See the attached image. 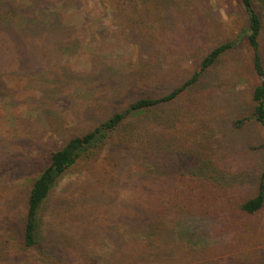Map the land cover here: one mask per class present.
<instances>
[{
  "label": "rangeland",
  "instance_id": "374dc122",
  "mask_svg": "<svg viewBox=\"0 0 264 264\" xmlns=\"http://www.w3.org/2000/svg\"><path fill=\"white\" fill-rule=\"evenodd\" d=\"M140 7L135 25L120 0H0V264H264V207H240L264 168L261 127L238 122L251 116L260 80L243 39L157 121L132 117L171 144L142 151L124 130L111 134L46 198L44 253L23 246L29 190L52 149L138 97L180 85L247 23L238 0ZM152 178L173 186L151 190ZM201 179L209 186L203 202L189 186ZM162 190L155 218L150 193Z\"/></svg>",
  "mask_w": 264,
  "mask_h": 264
},
{
  "label": "trees",
  "instance_id": "16d2710c",
  "mask_svg": "<svg viewBox=\"0 0 264 264\" xmlns=\"http://www.w3.org/2000/svg\"><path fill=\"white\" fill-rule=\"evenodd\" d=\"M142 0H120L121 4L129 6L128 10L133 19L132 23L137 25V19L133 17L137 14L144 15L145 9L140 7ZM146 0H144L145 2ZM241 4L243 11L246 15V26L236 39L222 41L209 49L203 57L198 61L193 73L184 80L180 85L173 87L165 94L148 95L138 97L132 101L126 108L114 112L109 118L101 121L92 129L83 134L74 135L70 137L65 143L50 151V158L47 166L41 173L34 179L29 190L27 209L23 223V246L25 248H37L44 253L46 246L40 245L39 239V226H40V211L49 196L51 190L58 184L67 170L73 166L77 160L83 155H91L96 153L107 138L117 130H124L127 133L126 143H139L142 151L148 144L158 145L159 148H165L167 144H171L170 138L158 137V134L152 133L150 137L145 134V126L147 125L143 120L132 122V117H138L141 114L148 116V120L152 121L153 118H160V113L164 108L176 102L184 94L190 93L195 89L201 81L204 73L208 71L216 62L225 54L234 48H237L243 39L248 44L252 53V66L255 73L259 77V82L253 88L252 99L254 102L253 111L251 116L239 120L247 121L251 118L254 119L264 135V54L262 50V39L264 35V0H238ZM144 10V11H142ZM133 16V17H132ZM142 17L138 18L141 19ZM140 27V26H139ZM128 128V129H127ZM128 130V131H127ZM156 147V146H153ZM157 147V148H158ZM149 182L151 190L156 187L164 188L172 187L173 180L165 178V180H153ZM206 179L198 180L189 186L200 188V196L198 200L203 202L208 198ZM167 187V188H166ZM163 188V190H164ZM150 193V200L152 205H155L153 211L155 218H158L162 211L163 197L165 193ZM205 190V191H204ZM168 201V200H167ZM182 205V203H181ZM241 209L249 214H255L264 207V168L258 179L257 192L255 195L245 199L241 205ZM185 208V207H184ZM157 209V211H155ZM151 211V210H150ZM149 211V212H150ZM158 215V216H157ZM141 217H147V212Z\"/></svg>",
  "mask_w": 264,
  "mask_h": 264
}]
</instances>
